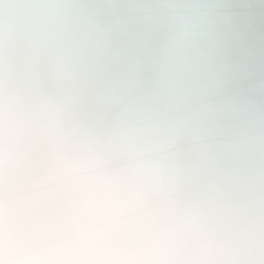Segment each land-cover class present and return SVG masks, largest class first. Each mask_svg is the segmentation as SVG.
<instances>
[{
  "label": "clouds",
  "instance_id": "clouds-1",
  "mask_svg": "<svg viewBox=\"0 0 264 264\" xmlns=\"http://www.w3.org/2000/svg\"><path fill=\"white\" fill-rule=\"evenodd\" d=\"M0 264H264V0H0Z\"/></svg>",
  "mask_w": 264,
  "mask_h": 264
}]
</instances>
